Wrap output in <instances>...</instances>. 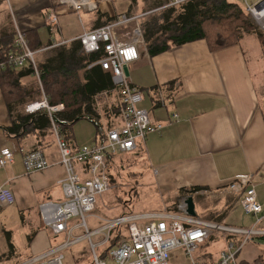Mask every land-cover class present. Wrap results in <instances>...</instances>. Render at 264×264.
I'll use <instances>...</instances> for the list:
<instances>
[{"label":"crops","instance_id":"crops-1","mask_svg":"<svg viewBox=\"0 0 264 264\" xmlns=\"http://www.w3.org/2000/svg\"><path fill=\"white\" fill-rule=\"evenodd\" d=\"M94 1L96 10L82 9L75 13L70 6L60 4L58 0H0V39L8 30L14 31L17 27L25 33L30 32L29 44L33 50L64 42L56 50L68 47L83 31L102 27L118 15H139L157 9L165 2ZM164 11L154 13L157 15L153 19H159ZM50 13L57 16L56 25L52 28L46 24ZM151 19H141L142 30ZM131 28L132 26L124 28L120 33L130 32ZM241 44L242 40L238 45L219 51H211L205 41L180 46L169 44L168 50L150 56L148 44L144 42L138 51V59L127 67L130 82L141 93V106L152 122L163 126L159 133L149 134L144 143L138 146L140 153H132V156L140 154L146 165L145 169L129 168L127 171L128 176L138 177L135 185H140V198L143 200L138 198L136 206L144 201V189L145 192L150 190L154 193L147 200L153 202V197L160 198V206L151 203L147 210H140L133 215L172 211L176 204L188 197L192 198L195 209L197 201H203L202 196H206L202 192H209L210 195L206 197L212 201L215 199L214 206L208 205L209 209L205 211L198 204L204 211L202 216L205 212L209 214L207 217H218L221 214V221L229 217L234 206H239V210L245 214L240 205L241 197L226 189L228 183L238 175L251 176L256 199L259 204L264 205V113L246 52ZM54 52L38 53L36 64L39 66L44 63ZM26 70H17L15 73L25 74ZM20 84L33 87L35 79L31 74L25 75L20 79ZM95 104L98 106L97 117L93 122L80 119L91 126L86 141H83L89 142L92 137L86 146L92 145L97 139L95 124L105 128H119L122 124L119 111L114 110L120 108L118 91L99 94L95 98ZM22 108L23 106L20 107ZM22 111L24 112V108ZM172 115L177 118L172 120ZM73 125L65 133L64 125L60 130L63 137H67L69 146L76 149L81 146V141L79 142ZM10 126V116L0 87V151L7 149L13 154L12 163L0 168V187L10 189L15 198L12 205L0 207V235L10 233L6 229L19 223L24 234L19 240L23 237L26 239L25 244L19 247L14 237L7 236L5 240L0 237V256H10L9 260L2 258L0 264L13 260L21 263L22 261H18L22 257L19 253L21 248H27L30 255L25 257L31 258L52 247L50 233L41 227L38 206L45 199L53 202L63 200L59 183L65 177L51 130L45 136L32 132L17 138L8 133ZM35 150L44 154L48 168L27 173L22 157ZM76 169L83 177L81 166ZM121 170L120 168L119 172ZM110 175L112 176V172ZM57 187L58 190L54 192ZM191 188L201 190L191 196L179 195L181 190ZM210 212L214 213L210 215ZM93 216L89 220L103 221L102 216L95 213ZM250 217L252 225L256 217ZM261 227L264 228V222ZM13 240L15 244H12ZM253 246V243H249L243 248L239 255L240 264H254L258 258L262 259V254L255 250L257 246ZM199 261L200 264H211L216 259L207 262L202 258Z\"/></svg>","mask_w":264,"mask_h":264},{"label":"built area","instance_id":"built-area-1","mask_svg":"<svg viewBox=\"0 0 264 264\" xmlns=\"http://www.w3.org/2000/svg\"><path fill=\"white\" fill-rule=\"evenodd\" d=\"M185 0H166L161 8L181 5ZM67 4L78 13L82 9H97L94 0H58ZM245 12L257 22L264 24L261 11L264 13V0L249 5L243 0ZM157 10H160L157 9ZM261 10V11H260ZM140 16L118 15L102 27L91 31H83L74 42H78L85 54L101 53V57L90 64L88 69L99 66L101 70L111 74L115 91L120 95L119 128H105L95 124L97 139L92 145H83L76 149L70 147L64 139L60 127L66 122L58 115L64 111V105L50 104L39 81L36 55L50 48L59 47L64 42L51 44L33 51L29 48L24 31L14 28V51L0 60V73L29 69L35 77L40 99L27 103L26 114L44 113L50 122L51 134L59 154V164L65 177L60 181L63 193L61 202L46 200L39 204L38 215L41 227L49 232L52 239L62 237L64 242L51 247L26 261L16 264H62L61 252L78 244L86 243L91 258L89 264H170V254L181 249L189 264H200L194 253L214 232H221L231 240L228 248L221 252L211 264H240L239 255L243 248L255 239L264 237V205L258 203L251 176L238 175L227 185V190L241 197V208L246 215L256 217V221L248 229L229 227L220 223L202 220L190 216L184 201L176 204L175 210H164L161 213H143L137 215H121L111 220H103L102 225L89 229L87 220L93 216L96 198L110 189V178L107 172L108 163L119 155L134 153L152 133H159L160 123H152L146 110L139 107L142 96L139 89L132 85L123 69L138 59V51L144 45ZM264 16V15H263ZM57 16L50 13L46 24L52 28L56 25ZM132 26L130 32L120 33L124 28ZM176 115L171 119L175 120ZM13 154L7 149L0 151V168L12 163ZM25 172H39L48 168V161L41 151L28 152L22 157ZM81 166V177L77 173ZM207 194V192H202ZM12 191L0 187V207L14 203ZM74 219L77 223L70 226ZM110 246L103 254L96 250Z\"/></svg>","mask_w":264,"mask_h":264},{"label":"trees","instance_id":"trees-1","mask_svg":"<svg viewBox=\"0 0 264 264\" xmlns=\"http://www.w3.org/2000/svg\"><path fill=\"white\" fill-rule=\"evenodd\" d=\"M142 31L150 56L168 50L169 44L180 46L196 41H205L211 51H219L238 45L246 35L253 36L264 52V35L252 26L236 3L228 0H186L177 10L164 11L159 19H151ZM24 34L29 48L33 50L29 44L30 32ZM13 40V30L1 36L0 60L14 51ZM100 57L99 52L85 54L79 43L73 42L68 47L57 49L51 58L37 66L39 81L49 103L64 105V111L58 115L60 120L66 122L63 133L80 119L93 122L97 117L96 96L115 89L108 71L101 70L99 66L88 69ZM26 71L25 74L15 71L0 73V87L11 120L7 131L17 138L32 132L45 136L50 130L47 116L42 112L29 115L22 111L25 103L40 99L36 79L33 87L20 84L21 78L32 75L31 70ZM114 110L118 112L119 108ZM64 139L68 143L66 136ZM200 190H181L179 195L191 196ZM172 210H175V206ZM259 240L264 241V237ZM2 258L9 260L10 256H0V260ZM254 264L264 262L258 258Z\"/></svg>","mask_w":264,"mask_h":264},{"label":"rangeland","instance_id":"rangeland-1","mask_svg":"<svg viewBox=\"0 0 264 264\" xmlns=\"http://www.w3.org/2000/svg\"><path fill=\"white\" fill-rule=\"evenodd\" d=\"M228 1L232 3H236L240 7L244 16L247 17L248 20L251 22L252 26L256 28L257 31L261 32L264 35V24L257 22L250 14L245 12V4L243 3V0H228ZM259 1L260 0H247V3L249 5H254L255 3ZM165 3H167L166 0L164 4L161 7H159L160 10L155 9V10L147 11L145 13L135 15V16H140V15L152 12V14L144 16L142 17V19L146 17H149V19L150 18L153 19V17L157 15L154 13L158 11H161V10L167 11L170 9L177 10L178 6H180V5H177V6H172L169 8L167 7V8L161 9L165 5ZM242 41H243V44L241 45H243V48L246 52L248 64L250 66V70H251L253 80H254L253 82L256 86L257 91L259 92V99L261 100L260 105L264 113V52L258 46L253 36L246 35ZM57 47L50 48L47 51L48 52L56 51L57 49L55 50V48ZM47 51H43L41 53H46ZM141 104L142 103H140L139 107L143 109ZM89 128H91V126L85 122H81V120L77 122V124L73 125V129H75V133H77L79 136V142L81 141L79 145L82 146V145H86L90 143L92 137L89 142L88 141L83 142V141H86L85 139L91 131V129ZM132 155L133 154L126 155V156L119 155L116 158L112 159L107 165V172H108V175L110 176L111 189L96 198L94 211H93V213L97 214L99 217L102 216L101 218H103V220H111L121 215H130V214L138 213L140 210H147L148 209L147 206L150 205L151 203H154L156 205L160 204V198L158 196L153 197V202L147 200L149 199L148 197H151L154 193H151L150 190L149 191L147 190L149 193L145 192V189H144V191L142 192H144L145 195L141 194L142 196L143 195L145 196L144 201L141 204L136 206V202L138 201L137 199L140 198V192H141V190L139 189L140 185H137V186L135 185L136 179L138 177L128 176L127 171L129 168L130 170L134 168H137L139 170H144L146 165L144 161L142 160V157L140 156V154L137 156H132ZM120 168L122 170L119 172ZM111 172H112V176L110 175ZM57 190H58V187L55 188L53 191L55 192ZM207 194L205 195L206 196L210 195L209 192ZM206 196H202L204 202L197 201V203L201 205V208H203L204 211L209 209L210 204L212 205V207L215 204V199L214 201H212L211 198L206 197ZM45 200H48V199H45ZM142 204L144 205L140 206ZM198 204L195 205L194 212L196 216L202 220L210 221L212 223L213 222L218 223V224L220 223L221 225H225L229 227H237V228H244V229H248L251 225L252 217L250 216L248 217L245 214H243L239 210V206H234L232 208V211L229 217H226L224 218V220L220 221L223 215L218 214L219 218L217 216L213 217L212 214L214 212H210L211 213L210 215H212V217H207L206 215H209L207 214V212H205V214L202 216V213H204V211L202 212V209L200 208ZM219 208L220 206H218V209ZM219 215H221L222 217H220ZM253 220H254L253 222L255 223L256 219L254 218ZM76 223H77V220L72 219L70 221V226ZM102 224L103 222H100V221L96 222V221H92V219L87 220V225L89 229L97 228L98 226ZM6 230H8L10 233L1 234L0 237L2 240H5L7 236H12L15 238V241L19 245V247L25 244L26 239H24V237L19 240V238L24 235L21 231V226L19 223L17 225H10L8 229ZM50 240H51L52 248L64 242L62 237H59L58 239L54 240L50 236ZM230 240L231 239L228 238L226 234L221 233V232H214L213 236L209 240H206L200 246V248L194 253L193 258L198 263H201L199 260L202 258L205 259L207 262H210L211 260L214 261L215 259H217V257L219 256L221 252L225 251L228 248V243ZM250 243H253L254 248L257 246L255 250L262 254L261 257L264 262V241L255 239ZM12 244H15L14 240L12 241ZM109 248H110L109 245L99 248L98 250H96L97 255L99 256L103 254ZM19 253L22 254V257H20L18 261H25L26 258L30 257V256L25 257L26 255H30L27 248L19 249ZM61 255L63 258L62 264H89L91 261V258L87 251L86 243H82L73 248L67 249L61 252ZM16 263H17V260H13L5 264H16ZM169 263L170 264H189V262L183 255V252L181 249L175 250L170 254Z\"/></svg>","mask_w":264,"mask_h":264},{"label":"water","instance_id":"water-1","mask_svg":"<svg viewBox=\"0 0 264 264\" xmlns=\"http://www.w3.org/2000/svg\"><path fill=\"white\" fill-rule=\"evenodd\" d=\"M123 73L126 77L129 76L128 74V71H127V68H124L123 69ZM184 204L186 205L187 207V213L188 215L190 216H195V212H194V203H193V200L191 197H188L184 200Z\"/></svg>","mask_w":264,"mask_h":264},{"label":"bare ground","instance_id":"bare-ground-1","mask_svg":"<svg viewBox=\"0 0 264 264\" xmlns=\"http://www.w3.org/2000/svg\"><path fill=\"white\" fill-rule=\"evenodd\" d=\"M168 8H169V7H168ZM156 10H157V9H156ZM260 11H261V10H260ZM260 13H262V14H261L262 16H259V17H260V19H264V16H263V15H264V13H263L262 11H261ZM150 14H152V12H151ZM144 49H145V48H144ZM139 50H140V49H139Z\"/></svg>","mask_w":264,"mask_h":264}]
</instances>
